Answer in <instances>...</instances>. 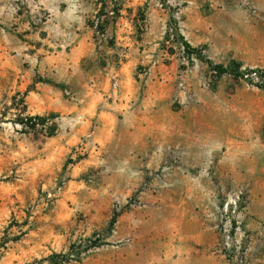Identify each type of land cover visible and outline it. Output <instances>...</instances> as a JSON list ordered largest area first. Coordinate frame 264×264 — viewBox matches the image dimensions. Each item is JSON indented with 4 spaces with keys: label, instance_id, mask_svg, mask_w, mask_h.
<instances>
[{
    "label": "rangeland",
    "instance_id": "rangeland-1",
    "mask_svg": "<svg viewBox=\"0 0 264 264\" xmlns=\"http://www.w3.org/2000/svg\"><path fill=\"white\" fill-rule=\"evenodd\" d=\"M237 64L264 74V0H0V264H264Z\"/></svg>",
    "mask_w": 264,
    "mask_h": 264
},
{
    "label": "trees",
    "instance_id": "trees-1",
    "mask_svg": "<svg viewBox=\"0 0 264 264\" xmlns=\"http://www.w3.org/2000/svg\"><path fill=\"white\" fill-rule=\"evenodd\" d=\"M180 37L183 40V45L185 46V50L187 51V53L189 55L193 56V54L198 52V49L192 47L184 39V37H182V36H180ZM197 54L199 55L200 53L198 52ZM199 56H201V55H199ZM213 68L216 71V74L218 77H221L222 75H224L225 73L228 72L221 65H215ZM240 68H241V65L237 64V69L235 71L236 73H234V76H236L238 78L243 75L242 73L239 72ZM48 122H49V118L45 117V116H41V115H18V118L15 121V123L19 124L22 127V130H24L26 133H33L36 135L39 133H43L45 131V128H46ZM50 129H51V132L49 133V136H53L57 130V126L53 125ZM116 222H117L116 218L112 219L111 227L115 226Z\"/></svg>",
    "mask_w": 264,
    "mask_h": 264
},
{
    "label": "built area",
    "instance_id": "built-area-1",
    "mask_svg": "<svg viewBox=\"0 0 264 264\" xmlns=\"http://www.w3.org/2000/svg\"><path fill=\"white\" fill-rule=\"evenodd\" d=\"M243 75L241 76L242 78L248 79L249 77H252L254 79H256L257 81L260 80V83H262L264 81V74L261 73L260 75H258V73L256 72H252V73H242Z\"/></svg>",
    "mask_w": 264,
    "mask_h": 264
}]
</instances>
